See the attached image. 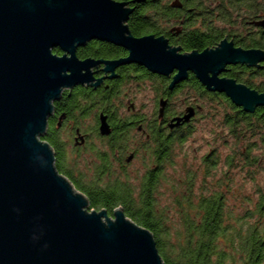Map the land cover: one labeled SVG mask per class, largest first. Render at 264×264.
<instances>
[{
  "label": "water",
  "instance_id": "95a60500",
  "mask_svg": "<svg viewBox=\"0 0 264 264\" xmlns=\"http://www.w3.org/2000/svg\"><path fill=\"white\" fill-rule=\"evenodd\" d=\"M131 12L112 0H0V264H165L153 234L122 210L112 217L91 211L41 140L52 101L63 88L89 82L97 65L79 61V47L108 42L130 53L115 67L177 72L172 87L193 73L248 113L264 106V94L219 78L227 66L263 63L264 52L223 43L183 55L163 38L126 36ZM101 133L111 134L107 124Z\"/></svg>",
  "mask_w": 264,
  "mask_h": 264
},
{
  "label": "flooded vegetation",
  "instance_id": "af4514ba",
  "mask_svg": "<svg viewBox=\"0 0 264 264\" xmlns=\"http://www.w3.org/2000/svg\"><path fill=\"white\" fill-rule=\"evenodd\" d=\"M112 1L125 4L132 11L123 25L128 29L126 36L134 39L163 38L171 48L186 55L177 44L189 25L202 35H210L206 37L210 44L201 53L216 50L223 43L244 51L264 52V0H157L166 9L165 19L169 12H181L178 22L167 19L160 22L167 29L161 35L136 33L140 26L141 14L137 9L141 0ZM129 54L123 47L97 40L79 47L76 51L79 61L97 63L89 71L90 81L63 88L52 101L53 109L42 141L53 150L57 172L77 191L121 195L128 189L137 197L147 182H157L163 176L164 186L171 192L170 170L175 151L185 150L190 136L202 132L204 124L203 127L210 128V137L204 143L212 149L200 159L199 170L206 177L207 168L213 170L218 164L213 160L218 158L217 129L225 125L226 119L243 124L245 129L239 140L228 131V136L234 138L229 159H233L235 166L240 163L241 155L246 162L240 166L245 170L253 164L250 159H259L258 164L264 162V158L252 157L257 150L260 157L264 156V106L252 113L239 107L220 109V101L230 99L208 90L193 73L172 87L177 72L164 76L138 64L115 67V62L127 59ZM63 55L62 52L58 56ZM262 74L264 62L254 66L238 64L227 66L219 78L234 80L257 92L248 85L263 84ZM191 113L186 121L185 117ZM104 123L110 129L109 136L101 133ZM238 146L242 147L241 153L235 150ZM261 208L259 217L264 223V205ZM260 257L264 260V254Z\"/></svg>",
  "mask_w": 264,
  "mask_h": 264
},
{
  "label": "trees",
  "instance_id": "16d2710c",
  "mask_svg": "<svg viewBox=\"0 0 264 264\" xmlns=\"http://www.w3.org/2000/svg\"><path fill=\"white\" fill-rule=\"evenodd\" d=\"M138 3L137 12L141 15L139 16L140 26L136 33L161 35L167 32V29L160 25V22L165 19L166 9L157 0L146 2L141 0ZM180 13L169 12L166 19L178 22ZM191 27L187 26L184 38L176 44L184 53H201L210 44L206 40V37L210 35H202ZM54 53L62 55L60 49H55ZM252 75L255 73L252 72ZM248 86L258 93H264V83L252 82ZM218 107L228 110L236 106L229 100H221ZM220 129L227 131V135L229 132L234 133L238 140V137L242 139L245 134L243 124L238 125L230 120L227 122V119ZM241 157L244 156L241 155ZM258 160L250 159V163L258 164ZM227 165L234 166L233 159H229ZM207 169L206 176H209L212 174V167ZM187 180V186L190 182L188 193L176 198L173 202L179 209L181 225L179 228L169 224L166 210L171 209V205L168 204L165 208L160 205L159 187L165 183L163 176L157 182H147L144 190L137 197L128 189H125L121 195L104 194V192L89 194L81 189L78 191L88 198L91 211H106L108 216L112 217L115 211L122 209L125 215L138 226L151 232L165 264H264V260L260 257L264 254V223L260 222L261 217H259L262 213L261 207L264 205V196H260L253 208L246 211V215L235 219L230 212H225L227 209L223 207L224 196L220 194L209 197L204 195L195 206L191 196V186L195 181V175H190ZM190 209H195L194 213L197 214L192 216ZM251 219L255 222H251ZM232 220L235 222L232 223Z\"/></svg>",
  "mask_w": 264,
  "mask_h": 264
},
{
  "label": "rangeland",
  "instance_id": "374dc122",
  "mask_svg": "<svg viewBox=\"0 0 264 264\" xmlns=\"http://www.w3.org/2000/svg\"><path fill=\"white\" fill-rule=\"evenodd\" d=\"M205 125V124H204ZM203 125V126H204ZM201 127L202 132L190 136L188 144L185 145V150L179 151L176 149L172 158V189L171 192L167 190L164 184L160 190V205L165 208L168 204L171 205L170 210H166V214L169 220V224L174 228H179L180 216L179 209L174 206L173 202L176 198L184 196L188 193L189 184L187 186L188 177L195 175V181L191 186V196L194 200L195 206L199 203V200L204 195L209 197L220 194L223 195V207L227 209L225 212H230L233 218L243 217L246 215V211L257 203L260 196L264 195V162L261 164H252L250 168L244 169L240 165L245 164V159L240 157V163H236V166H228V160L230 158V147L234 143V138L229 137L220 127L217 131L220 133V140L218 143L217 154L218 158L213 160L217 161L212 170V174L206 177H202L200 168V159L203 156L212 152V149L208 147L204 141H207L210 137L209 127ZM241 146L235 148L237 152L241 153ZM260 157L259 150L252 154V157ZM238 157L236 161H238ZM138 164L136 165V169ZM193 213H192V211ZM195 209H190V214L194 216ZM235 221L232 220V223ZM251 222H255L251 219ZM174 242V241H173ZM222 245V244H220Z\"/></svg>",
  "mask_w": 264,
  "mask_h": 264
}]
</instances>
